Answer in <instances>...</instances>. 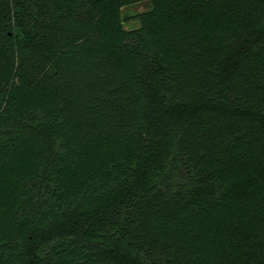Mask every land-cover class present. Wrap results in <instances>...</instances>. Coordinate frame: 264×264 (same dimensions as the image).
Returning a JSON list of instances; mask_svg holds the SVG:
<instances>
[{"label":"trees","instance_id":"trees-1","mask_svg":"<svg viewBox=\"0 0 264 264\" xmlns=\"http://www.w3.org/2000/svg\"><path fill=\"white\" fill-rule=\"evenodd\" d=\"M0 264H264V0H0Z\"/></svg>","mask_w":264,"mask_h":264},{"label":"rangeland","instance_id":"rangeland-1","mask_svg":"<svg viewBox=\"0 0 264 264\" xmlns=\"http://www.w3.org/2000/svg\"><path fill=\"white\" fill-rule=\"evenodd\" d=\"M150 9L151 5L149 3H141L123 8V16L129 18V21L125 23V28L131 30L140 27L139 17Z\"/></svg>","mask_w":264,"mask_h":264}]
</instances>
